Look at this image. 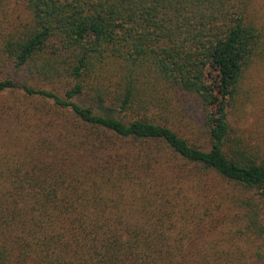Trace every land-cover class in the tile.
<instances>
[{"label":"trees","instance_id":"trees-1","mask_svg":"<svg viewBox=\"0 0 264 264\" xmlns=\"http://www.w3.org/2000/svg\"><path fill=\"white\" fill-rule=\"evenodd\" d=\"M254 1L0 0V264H264Z\"/></svg>","mask_w":264,"mask_h":264},{"label":"rangeland","instance_id":"rangeland-1","mask_svg":"<svg viewBox=\"0 0 264 264\" xmlns=\"http://www.w3.org/2000/svg\"><path fill=\"white\" fill-rule=\"evenodd\" d=\"M255 7L256 8H260V7H264V2L263 0H255L254 1ZM11 77H13L15 80L23 83V82H27L29 83V79L27 78L26 73L23 70H18V71H13L11 72ZM175 108H177L178 110L175 111V113L173 114V116L177 117V121L178 123H181L182 126H187L189 133H197V129H196V125H192L190 123V116L192 114V110L189 107H186V111L182 110L183 108L181 106H175ZM243 114V116L240 118V123H243L245 127L250 128L253 131L256 130H262V127L260 125V122L258 121V115L255 114L254 112L251 111L250 106L248 105L247 108L245 109V113H241ZM258 121V123H256L254 125V122ZM251 126V127H250Z\"/></svg>","mask_w":264,"mask_h":264}]
</instances>
